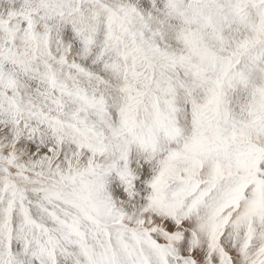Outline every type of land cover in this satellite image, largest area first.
<instances>
[{
  "label": "snow or ice",
  "instance_id": "snow-or-ice-1",
  "mask_svg": "<svg viewBox=\"0 0 264 264\" xmlns=\"http://www.w3.org/2000/svg\"><path fill=\"white\" fill-rule=\"evenodd\" d=\"M0 264H264V0H0Z\"/></svg>",
  "mask_w": 264,
  "mask_h": 264
}]
</instances>
